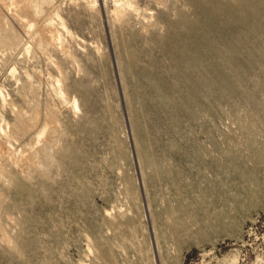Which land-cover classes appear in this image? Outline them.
Wrapping results in <instances>:
<instances>
[{
  "label": "rangeland",
  "instance_id": "rangeland-1",
  "mask_svg": "<svg viewBox=\"0 0 264 264\" xmlns=\"http://www.w3.org/2000/svg\"><path fill=\"white\" fill-rule=\"evenodd\" d=\"M0 0V264H264V0Z\"/></svg>",
  "mask_w": 264,
  "mask_h": 264
},
{
  "label": "bare ground",
  "instance_id": "bare-ground-1",
  "mask_svg": "<svg viewBox=\"0 0 264 264\" xmlns=\"http://www.w3.org/2000/svg\"><path fill=\"white\" fill-rule=\"evenodd\" d=\"M1 2H3V4H4V9H8V5L10 4V2H11V0H1Z\"/></svg>",
  "mask_w": 264,
  "mask_h": 264
}]
</instances>
